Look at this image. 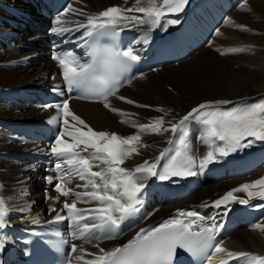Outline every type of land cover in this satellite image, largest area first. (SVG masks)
I'll return each mask as SVG.
<instances>
[{
  "label": "bare ground",
  "instance_id": "6f19581e",
  "mask_svg": "<svg viewBox=\"0 0 264 264\" xmlns=\"http://www.w3.org/2000/svg\"><path fill=\"white\" fill-rule=\"evenodd\" d=\"M199 1L188 0L183 12L167 15L161 21L162 25L166 24L169 19L179 20L176 25H167V30L160 27L151 29L148 24L126 27L132 30L131 35L133 36L129 46L137 49L139 53L148 44L167 33L176 38L178 45L191 50V54L182 61L144 73L119 90L118 95L132 99L137 104L151 105L150 108H140L136 105H129L116 97H109L113 107L131 113V117L111 112L103 106V102L87 104L69 101L70 109L95 130L129 136L138 132L137 128L131 126L133 123L147 124L156 118L163 117L167 127L169 122H178L193 107L205 101L229 100L232 102L222 106L224 108L238 102L251 101L257 96L263 95L264 77L260 75L259 71L252 74L248 70L261 66L260 64L264 60V38L239 31V38L242 41L235 38L236 40L231 43L229 38L224 39L223 35L233 31L239 24H245L264 32V25L258 23L260 18H264V0H248L247 6L252 11L237 7L242 3V0H207L205 6L213 4L221 13L219 23L211 28H205L201 24L199 16L202 6L199 5ZM69 3H72L76 8L82 7L87 13L93 14L114 5L132 7L135 0H128L127 4H125V0H70ZM146 5L147 0H142L141 6ZM193 6L197 7L195 11L192 10ZM25 8L21 0H0V195L5 197L10 208L7 218L10 225L19 224L24 220L29 224H34L32 222L34 218H39V223H48L56 215L55 212L49 210L50 207L55 206L57 212H60L64 199L61 198V201L55 204L46 199L48 195H56L49 188L46 193L38 190L40 186H50L47 179L41 178L35 168L16 160V157H22L24 154H42L44 150L42 146L13 137L11 135L13 128L10 127L24 123H47L49 118L56 114L55 109H33L22 98L33 89L56 85L54 67L48 55L36 49V37L38 36H22L25 30L17 28L19 14L25 12ZM136 15L141 14L137 13ZM226 18H231L235 23H226ZM66 19L69 23L65 26L75 28V22L83 21L85 18L69 14ZM53 21L51 22L52 27L54 26ZM217 29H219L220 35L216 34ZM13 34L20 35L24 43H14L12 41ZM222 44L226 46L243 45L242 47L248 48V51L230 57L229 66H226L223 61H227L228 58H221ZM36 55H38L39 62L33 61V56ZM208 66L212 73L210 75H213L214 78L212 81H216L217 91L211 88L210 92L202 90L204 83L197 78L200 69ZM230 66L235 69H231ZM190 82L193 84L191 85ZM157 108H163L165 111L158 112ZM122 120H128L129 123H121ZM203 129L204 126L199 120H190L187 123V135L184 138L187 148L180 145L179 133L141 134L142 141L147 146L140 147L139 155H132L126 159L122 166L134 169L143 164L145 160L153 162L165 149L170 150L168 156L177 150L194 155L198 164L199 159L210 150L202 140ZM170 140L172 143H169ZM196 147L199 152L196 151ZM47 153H51L50 147H48ZM168 156L160 160L159 170H162L163 165L168 162ZM93 170L99 169L94 168ZM262 176H264V146L246 153L244 151L237 152L232 157H218L217 161L208 165L203 172H198L196 176L173 177L164 181L171 187H184L183 182L190 180L191 184L187 187L190 193L189 197L175 202H167V197L159 198L158 202L152 198L147 203L143 201L140 216L141 226L173 218L178 210L197 211L206 218L205 224H211L212 221L208 218L214 217L217 224L224 225L217 235V241L220 237L223 247L230 251H248L264 255V231L254 227L256 224L264 225V208L259 207L264 204V200L256 197L252 198L248 204L230 203L227 207L221 206L220 208L211 206L213 201L221 198L231 189L255 181ZM152 178L161 181L157 177H148L142 182L147 184ZM81 183L83 182L75 178L70 186L75 191H84L85 189L75 188L76 184ZM235 195L242 199H248L245 193H236ZM68 199L71 202L72 197ZM95 206V202L78 204V207L81 208ZM24 208H29L30 211H20ZM247 211L250 214L256 212L257 219L253 223L241 226L239 220L241 215ZM252 216L253 214L247 218ZM138 229L139 227L117 240L95 241L90 235L84 238L77 248L79 250L83 247L88 252H96L98 249L95 245H99L106 250H111L124 244ZM73 233L74 229L71 235L80 236L79 232H76L75 235ZM71 255L73 254L71 253ZM214 259L222 260L223 257L217 255ZM231 261L236 264H245L244 260ZM73 264L76 262L74 261Z\"/></svg>",
  "mask_w": 264,
  "mask_h": 264
},
{
  "label": "snow or ice",
  "instance_id": "6c2138e0",
  "mask_svg": "<svg viewBox=\"0 0 264 264\" xmlns=\"http://www.w3.org/2000/svg\"><path fill=\"white\" fill-rule=\"evenodd\" d=\"M127 2L128 0H125V4ZM187 4L188 0H147V5L141 6L142 0H135L132 7L114 5L98 13L89 14L84 8H76L69 3L55 17L50 33L65 37L66 34L80 32L81 35L76 37V40L88 45L90 51L87 53V60H82L73 51L52 52L51 58L58 64L67 93L78 90L85 92L86 95L75 98H95L103 102L106 109L121 116L131 117L132 114L113 107L109 97H116L140 108H150L151 105L137 104L132 99L118 95L123 84L122 77L142 59L138 50L132 46L124 49L115 46L101 48L97 46V38L104 35L115 36L126 27L140 24H148L151 29L160 27L167 30V25H176L179 20L169 19L163 25L161 21L169 14L183 12ZM247 5L248 0H242L240 7L252 11ZM137 13L141 15H136ZM69 14L85 19L75 22V28L66 27L69 23L66 17ZM225 22L235 23L231 18H226ZM236 27L250 31L244 24ZM216 34L220 35L219 29ZM244 51V47H231L221 55ZM127 82L130 84L131 79ZM52 91L65 97V91L59 87H54ZM71 99L73 97L68 95L58 103L42 106L55 109L56 114L52 115L47 123L59 126L50 146L51 154L57 158L54 163L57 175L46 177L47 181L53 184L52 191L57 195H48L46 199L55 204L64 198L60 212H57L55 206L50 207L49 210L56 215L48 223L68 220L74 228L73 234L79 232L81 237L93 235L95 230H103L105 238H117L123 222L140 212L143 206L142 194L146 188L142 181L148 177L168 181L173 177L196 176L198 172H203L208 165L217 161L218 157H227L237 150L252 146L255 141H264V98L227 109L222 106L231 104L229 100L205 101L193 107L178 122H169L167 127L163 117L147 124L133 123L131 126L137 128L138 132L129 136L95 130L70 109ZM156 110L165 111L163 108ZM190 120H199L203 124L202 140L210 149L199 159L198 164L194 155L177 150L168 156L170 150L165 149L153 162L145 160L134 169L122 166L132 155H139L140 147L147 146L143 143L141 134L179 133L180 145L187 148L184 138ZM121 123L129 121L122 120ZM217 141L220 143L217 144ZM166 156L168 162L159 170V162ZM94 168L99 170H93ZM75 178L83 182L76 184L75 188L85 189L84 191H75L70 186ZM236 193H245L248 199H242L235 195ZM69 197H72L71 202ZM256 197L264 200V176L231 189L213 201L211 206L220 208L227 207L230 203L248 204ZM91 202H95L96 206L78 207L80 203ZM259 207L264 208V204ZM20 211L27 212L30 209L24 208ZM9 212L5 197L0 195V231L10 226L7 219ZM205 219L197 211L178 210L175 217L166 219L155 227L141 228L127 243L111 250L95 245L98 251L88 252L83 247L78 250L77 245L73 244V255L66 258L65 264H73L74 261L76 264H178V250L194 257H202L205 264H212L213 257L217 255L223 257L221 264H228L231 260H244L245 264H264V255L248 251H230L223 247V242L217 241L216 237L224 225L217 224L214 217L208 218L212 221L211 224H205ZM32 222L38 224L40 221L39 218H34ZM254 227L264 231V225L256 224ZM7 242V238L0 235V251H3Z\"/></svg>",
  "mask_w": 264,
  "mask_h": 264
},
{
  "label": "rangeland",
  "instance_id": "374dc122",
  "mask_svg": "<svg viewBox=\"0 0 264 264\" xmlns=\"http://www.w3.org/2000/svg\"><path fill=\"white\" fill-rule=\"evenodd\" d=\"M240 6V4L237 6V7H239ZM260 19H263V20H260ZM259 20H258V23H261L262 25H264V18L262 17V18H260ZM245 25V24H244ZM247 26V28L248 29H250V31H245V30H241L240 28H234V30L233 31H231V32H227V33H225V35H223V37H224V39H228L229 38V40H230V42L232 43L233 42V40L235 41L236 39H238V40H240V41H242V39H240L239 38V31L241 32V31H243V33H246L247 32V34L248 33H250L251 35H253V36H255V35H258V36H262L263 38H264V32H262V31H259L258 29H255V28H251V26H248V25H246ZM239 29V30H238ZM243 33H241V34H243ZM236 38V39H235ZM223 45V44H222ZM243 46V45H242ZM242 46H239V45H229V46H226V45H223V47H222V52H226L227 51V49L228 48H231V47H242ZM248 51V48L246 49V51L245 52H247ZM221 52V53H222ZM245 52H241V53H245ZM241 53H233V54H230V53H228V54H226V55H221L222 57L221 58H228L227 59V61H223L224 63H225V65L226 66H229L228 64H229V58L230 57H232V56H234V55H236V54H241ZM264 61V60H263ZM261 62V66H258V67H255L254 69H251V70H248V72H252V74H255V72H257V71H259L260 72V75L262 76V77H264V62ZM230 68L231 69H235L234 67H232V66H230ZM260 68H261V70H260ZM201 71H200V73L198 74V76H197V78H198V80L200 81V82H202V83H204V86H203V89L202 90H206V92H210L211 91V89H213V90H215V91H217L218 89L215 87V82L216 81H212V79H214L213 78V75H210V74H212L211 73V71H210V68H209V66L208 67H204V68H201L200 69ZM261 72H263V74H261ZM211 80V81H210ZM196 81V80H195ZM190 84L192 85L193 84V82H190ZM211 88V89H210ZM210 90V91H209ZM212 90V91H213ZM261 98H264V94L263 95H260V96H257L254 100L252 99L251 101H242V102H238L237 104H241V103H253V102H257V101H259ZM237 104H234V105H237ZM233 105V106H234ZM233 106H226V107H224L225 109H227V108H231V107H233ZM264 146V141H255L254 143H253V145L252 146H250V147H248V148H245V149H243L242 151H244L245 153L247 152V151H250V150H253V149H255V148H262ZM196 151L197 152H199V149H198V147H196ZM238 151H241V150H237L236 152H234V153H231V154H229L227 157H232L233 155H235V153H237ZM215 169H217V167H215Z\"/></svg>",
  "mask_w": 264,
  "mask_h": 264
}]
</instances>
